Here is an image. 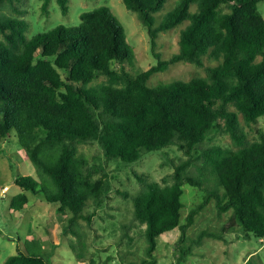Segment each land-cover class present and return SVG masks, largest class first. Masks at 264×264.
I'll return each mask as SVG.
<instances>
[{
  "label": "trees",
  "instance_id": "obj_1",
  "mask_svg": "<svg viewBox=\"0 0 264 264\" xmlns=\"http://www.w3.org/2000/svg\"><path fill=\"white\" fill-rule=\"evenodd\" d=\"M42 1L50 15L53 0ZM56 1L67 14L70 0ZM167 1L124 0L148 26L158 59L135 74L125 67L133 63L134 49L110 6L84 10L73 27L58 24L29 37L26 8L18 0H0V139L16 131L37 176L19 175L15 183L71 212L62 232L80 238L83 249L71 244L81 257L86 254L81 220L91 224L110 198L106 163L136 162L170 145L187 157L173 160L174 170L163 183L137 173L139 189L123 191L134 206L131 222L123 224L129 243L134 241L130 229L144 225L146 253L154 256L161 234L177 227L185 234L213 198L220 214H231L220 231L206 234L224 238L243 231L264 238V129L253 137L246 129L264 118L262 0H179L156 24L155 14ZM184 22L180 50L163 58L157 51L160 32ZM206 56L217 62L206 66V75L149 84L153 73L178 61L203 67ZM102 75L106 79L97 82ZM213 129L229 134L232 145L202 147ZM94 141L102 147L104 163L79 149ZM194 166L199 177L191 171ZM208 173L217 187L206 188ZM186 185L205 193L184 222ZM28 202V194L20 192L12 196L11 207L23 210ZM49 255L18 250L5 264H50ZM153 262L146 257L129 264Z\"/></svg>",
  "mask_w": 264,
  "mask_h": 264
},
{
  "label": "rangeland",
  "instance_id": "obj_2",
  "mask_svg": "<svg viewBox=\"0 0 264 264\" xmlns=\"http://www.w3.org/2000/svg\"><path fill=\"white\" fill-rule=\"evenodd\" d=\"M179 0H168L158 11L156 24L172 10ZM27 10L26 19L29 23L27 35L47 31L58 24L73 27L80 23L81 13L100 5H108L118 17L127 32V44L134 49L133 63L126 62L125 67L133 73L145 70L158 62L152 52L151 37L148 26L140 19L136 11L126 7L124 0H70L69 12L64 14L56 0L51 3V14L43 12L42 0H18ZM259 8L264 14V0L259 2ZM192 11L197 5L192 4ZM187 22L160 32L157 51L165 59L170 58L180 50L182 29ZM1 37V35H0ZM216 61L205 57V66L178 61L164 71L155 72L149 79V84L157 85L160 81L170 82L175 79L189 80L198 75H206V66L216 64ZM105 75L96 81H103ZM242 117V116H241ZM264 129V118L256 126H246L250 137L257 134V129ZM229 134L213 129L202 144L207 147L212 144L232 145ZM81 152L86 153L93 161H106L102 147L97 141L81 144ZM20 145L16 131L13 130L7 138L0 139V264H5L7 258L18 250L31 253L43 252L49 255L50 264H129L130 261H140L149 257L153 264H264V238L246 237L243 231H235L224 238L210 236L206 232H218L226 222L231 212L220 214L214 198L201 209L186 230L177 227L158 237V246L154 256H148V245L144 234V225L133 227L130 233L134 241L129 243L126 236L127 228L123 224L130 223L133 218L134 206L132 198L126 196L125 190L135 193L139 187L137 173H147L152 179L164 182V178L174 170V161H180L187 156L178 146L170 145L161 150L146 152L140 160L125 163L111 160L106 163L107 172L111 177L112 189L106 202L98 208L91 224L82 219L86 249L81 257L71 243L76 242L77 249L84 248L80 238L74 234L62 232L63 222L71 215L69 211H60L55 203L43 200L33 191L23 190L15 183L19 175L37 176L36 167ZM202 161V160H201ZM200 163V162H199ZM198 177L201 175L198 166L191 169ZM206 188L217 187V183L209 173ZM26 192L29 202L25 209L15 210L11 207V198L17 193ZM205 191L199 187L186 185L182 198L185 201L184 222L192 208L202 202ZM90 206L87 211H93ZM33 238L39 239L35 243Z\"/></svg>",
  "mask_w": 264,
  "mask_h": 264
}]
</instances>
